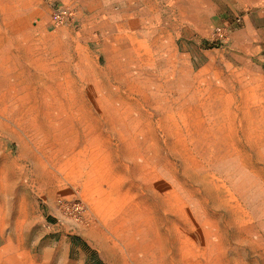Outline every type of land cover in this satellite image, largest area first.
Masks as SVG:
<instances>
[{"label": "rangeland", "instance_id": "obj_1", "mask_svg": "<svg viewBox=\"0 0 264 264\" xmlns=\"http://www.w3.org/2000/svg\"><path fill=\"white\" fill-rule=\"evenodd\" d=\"M144 1L0 0V264H264V0Z\"/></svg>", "mask_w": 264, "mask_h": 264}, {"label": "crops", "instance_id": "obj_2", "mask_svg": "<svg viewBox=\"0 0 264 264\" xmlns=\"http://www.w3.org/2000/svg\"><path fill=\"white\" fill-rule=\"evenodd\" d=\"M104 4H106V20L108 24L113 26L115 29L121 30H130L132 29V25L130 22V17L135 16V14L141 16V22H144V18L147 13H150L149 8L151 6H147L144 0H137L139 5H137V10H134L133 6H129L130 0H102ZM177 1V0H175ZM161 2V1H158ZM171 7H178L177 4H173ZM192 8V7H190ZM165 19V18H164ZM164 19L161 20L163 23ZM83 23V19H80ZM184 21L189 22L186 18ZM132 26V27H131ZM111 28V27H110Z\"/></svg>", "mask_w": 264, "mask_h": 264}, {"label": "built area", "instance_id": "obj_3", "mask_svg": "<svg viewBox=\"0 0 264 264\" xmlns=\"http://www.w3.org/2000/svg\"><path fill=\"white\" fill-rule=\"evenodd\" d=\"M77 13L73 8L58 7L51 11L50 20L55 27H64L73 25L76 22ZM226 28L217 27L214 30V35L218 39H222L226 35ZM60 209L68 217L79 221L83 217V205L77 201H64L60 204Z\"/></svg>", "mask_w": 264, "mask_h": 264}, {"label": "bare ground", "instance_id": "obj_4", "mask_svg": "<svg viewBox=\"0 0 264 264\" xmlns=\"http://www.w3.org/2000/svg\"><path fill=\"white\" fill-rule=\"evenodd\" d=\"M58 83H59V82H58ZM57 85H58V84H57ZM224 92H225V91H224ZM242 93H244V92H242ZM240 96H241V95H240ZM244 96H245V95H244ZM232 98H233V97H232ZM244 98H245V97H244ZM246 98H247V97H246ZM84 99H85V98H84ZM70 100H71V99H70ZM79 100H80V99H79ZM79 100H78V101H79ZM71 101H72V100H71ZM115 102H116V101H115ZM115 102H114V103H115ZM230 103H231V102H230ZM225 104H226V103H225ZM244 106H245V105H244ZM244 106H243V107H244ZM72 107H73V106H72ZM88 107H89V106H88ZM243 107H242V108H243ZM34 108H36V106H35ZM242 108H241V109H242ZM78 109H79V108H78ZM233 109H234V108H233ZM236 109H237V108H236ZM23 110H24V109H23ZM225 110H226V109H225ZM244 110H245V109H244ZM244 110H243V111H244ZM73 111H74V110H73ZM81 111H82V110H81ZM35 112H36V111H35ZM244 112H246V110H245ZM230 113H231V112H230ZM47 114H48V112H47ZM236 114H237V113H236ZM48 115H49V114H48ZM59 115H60V114H59ZM80 116H81V115H80ZM50 117H51V116H50ZM50 117H49V118H50ZM61 117H62V116H61ZM234 117H235V116H234ZM236 117H237V116H236ZM51 118H52V117H51ZM231 118H232V117H231ZM21 119H22V118H21ZM34 119H35V118H34ZM43 119H44V118H43ZM66 121H67V120H66ZM34 122H35V121H34ZM49 122H50V121H49ZM68 122H69V121H68ZM70 122H71V121H70ZM229 122H230V121H229ZM51 124H52V123H51ZM51 128H52V127H51ZM24 131H25V130H24ZM74 133H75V132H74ZM87 135H88V134H87ZM88 137H89V136H88ZM90 137H91V136H90ZM59 157L61 158V156H59ZM55 161H56V160H55ZM79 161H80V160H79ZM54 164H55V163H54ZM67 164H68V162H67V163H64V165H62L61 167L63 168V167H65V166H67ZM80 167H81V166H80ZM196 176H197V175H196ZM191 179H192V178H191ZM94 182H95V181H94ZM195 184H196V183H195ZM203 189H204V188H203ZM189 192H190V191H189ZM193 193H194V192H193ZM191 194H192V193H191ZM191 194H189V195H191ZM194 195H196V194H194ZM164 200H165V199H164ZM180 209H181V208H180ZM180 212H181V211H180ZM182 215H183V214H182ZM177 216H178V215H177ZM180 220H181V219H180ZM183 220H184V219H183ZM183 220H182V221H183ZM185 222H186V221H185ZM188 222H189V221H188ZM185 224H186V223H185ZM171 225H172V224H171ZM188 227H189V226H188ZM190 228H191V227H190ZM185 229H186V228H185ZM192 229H193V228H192ZM173 232H174V229H173ZM180 233H181V232H180ZM187 239H188V238H187ZM192 239H193V238H192ZM179 242H180V241H179ZM200 242H201V241H200ZM204 242H205V241H204ZM180 243H181V242H180ZM188 243H189V242H188ZM193 246H194V244H193ZM172 247H173V246H172ZM193 249H194V248H193ZM175 250H176V249H175ZM185 251H186V250H185ZM195 251H196V250H195ZM164 253H165V252H164ZM181 255H182V254H181ZM206 255H207V254H206ZM221 256H222V255H221ZM165 257H166V256H165ZM182 257H183V256H182ZM166 264H167V263H166Z\"/></svg>", "mask_w": 264, "mask_h": 264}]
</instances>
